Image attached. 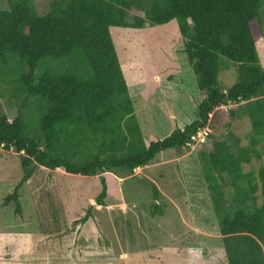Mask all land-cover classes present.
Returning <instances> with one entry per match:
<instances>
[{
    "label": "trees",
    "instance_id": "obj_1",
    "mask_svg": "<svg viewBox=\"0 0 264 264\" xmlns=\"http://www.w3.org/2000/svg\"><path fill=\"white\" fill-rule=\"evenodd\" d=\"M7 7L0 10V145L20 154L23 176L3 204L20 212L19 190L39 167L134 175L160 154L190 147L200 130H216L227 107L231 119L250 121V142L233 132L211 139L198 153L202 173L228 264H264V0H51L45 15L34 0H7ZM173 21L204 98L183 129L147 144L111 28ZM225 62L238 71L227 91L219 83ZM5 105L16 111L12 120ZM254 160L259 168L246 170ZM99 178L96 203L106 207L109 186ZM151 188L150 214L163 216L161 193ZM93 210L75 223L85 224Z\"/></svg>",
    "mask_w": 264,
    "mask_h": 264
},
{
    "label": "rangeland",
    "instance_id": "obj_2",
    "mask_svg": "<svg viewBox=\"0 0 264 264\" xmlns=\"http://www.w3.org/2000/svg\"><path fill=\"white\" fill-rule=\"evenodd\" d=\"M50 2L34 0L40 15L49 11ZM7 9V0H0V10ZM111 34L146 143L183 129L204 96L176 21L141 30L113 27ZM258 55L264 67V37ZM227 62L219 75L224 91L238 81L237 66ZM4 109L12 120L15 109ZM210 130L206 144L166 151L128 177H83L63 168H39L19 190L18 213L14 202L3 203L22 179L20 154L0 145V233L14 234L0 235V264H228L198 153L210 149L211 139L230 132L247 146L252 131L247 118L231 119L227 107L218 111L216 130ZM261 162L254 160L246 170H257ZM101 175L109 186L106 207L96 203ZM151 184L161 193L163 216L150 214ZM92 205V217L76 224Z\"/></svg>",
    "mask_w": 264,
    "mask_h": 264
},
{
    "label": "built area",
    "instance_id": "obj_3",
    "mask_svg": "<svg viewBox=\"0 0 264 264\" xmlns=\"http://www.w3.org/2000/svg\"><path fill=\"white\" fill-rule=\"evenodd\" d=\"M210 132L211 130L208 127L203 130H200L195 136L192 137L193 143H196V144L205 143L208 140V136Z\"/></svg>",
    "mask_w": 264,
    "mask_h": 264
},
{
    "label": "crops",
    "instance_id": "obj_4",
    "mask_svg": "<svg viewBox=\"0 0 264 264\" xmlns=\"http://www.w3.org/2000/svg\"><path fill=\"white\" fill-rule=\"evenodd\" d=\"M41 168H43V169H45V170H49V169H46V168H44V167H41ZM41 168H40V169H41ZM40 169H38L37 171H39ZM37 171H36V172H37ZM50 171H51V170H50ZM36 172H35V173H36ZM33 176H34V175H33ZM0 235H1V236H2V235H4V236H5V235H6V236H9V235H14V234L0 233ZM17 235H21V236H22V235H29V236H32V234H17ZM193 252H194V251H193ZM191 254H195V252H194V253H191ZM197 258H198V257H197Z\"/></svg>",
    "mask_w": 264,
    "mask_h": 264
},
{
    "label": "clouds",
    "instance_id": "obj_5",
    "mask_svg": "<svg viewBox=\"0 0 264 264\" xmlns=\"http://www.w3.org/2000/svg\"><path fill=\"white\" fill-rule=\"evenodd\" d=\"M4 147V146H3ZM39 168H41V167H39ZM45 168V167H44ZM47 169V168H46ZM50 170V169H49Z\"/></svg>",
    "mask_w": 264,
    "mask_h": 264
}]
</instances>
